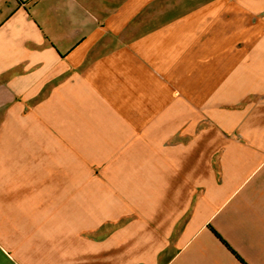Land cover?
<instances>
[{
  "label": "crops",
  "instance_id": "1",
  "mask_svg": "<svg viewBox=\"0 0 264 264\" xmlns=\"http://www.w3.org/2000/svg\"><path fill=\"white\" fill-rule=\"evenodd\" d=\"M21 1L0 0V112L45 95L38 114L60 148L164 142V230L178 232L161 237V264H264V126L242 124L258 134L222 153L219 179L208 177L184 220H171L180 208L175 186L200 172L201 143L185 152L164 141L194 132L202 116L223 117L214 131H231L233 53L247 46L250 14L264 20V0ZM4 181L6 217L24 195ZM139 237H112L109 254L88 243L81 264H153L137 260ZM10 261L19 264L0 240V264Z\"/></svg>",
  "mask_w": 264,
  "mask_h": 264
},
{
  "label": "rangeland",
  "instance_id": "2",
  "mask_svg": "<svg viewBox=\"0 0 264 264\" xmlns=\"http://www.w3.org/2000/svg\"><path fill=\"white\" fill-rule=\"evenodd\" d=\"M246 39L247 46L233 53L231 131H214L223 117L202 116L194 132L164 134L170 146L184 145L180 151H192L193 142L202 147L200 172L195 179L185 173L175 186L180 208L171 220L190 217L204 182L219 179L225 150H237L258 134L243 132L242 124L264 126V20L254 14ZM44 96L25 105L14 101L0 112V189L6 179L10 191L24 195L18 198L22 208L10 201L7 218L0 213V240L8 253L19 264H81L86 244L109 254V239L134 231L142 238L135 245L137 254L142 252L137 260L161 264V237L178 232L164 230V142L135 150L60 148L48 132V118L38 114ZM71 253L78 255L70 260Z\"/></svg>",
  "mask_w": 264,
  "mask_h": 264
},
{
  "label": "trees",
  "instance_id": "3",
  "mask_svg": "<svg viewBox=\"0 0 264 264\" xmlns=\"http://www.w3.org/2000/svg\"><path fill=\"white\" fill-rule=\"evenodd\" d=\"M18 2L23 3L21 0H18ZM210 231L214 234V236L216 238H218L226 246V248H228V250L236 257V259H238L241 262V260L238 258V256L228 247L226 242H224L213 229H210Z\"/></svg>",
  "mask_w": 264,
  "mask_h": 264
},
{
  "label": "built area",
  "instance_id": "4",
  "mask_svg": "<svg viewBox=\"0 0 264 264\" xmlns=\"http://www.w3.org/2000/svg\"><path fill=\"white\" fill-rule=\"evenodd\" d=\"M24 2H27V1H33V0H23Z\"/></svg>",
  "mask_w": 264,
  "mask_h": 264
}]
</instances>
